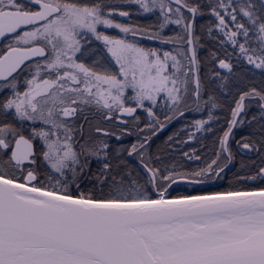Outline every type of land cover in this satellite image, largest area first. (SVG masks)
Masks as SVG:
<instances>
[{
    "label": "snow or ice",
    "instance_id": "obj_1",
    "mask_svg": "<svg viewBox=\"0 0 264 264\" xmlns=\"http://www.w3.org/2000/svg\"><path fill=\"white\" fill-rule=\"evenodd\" d=\"M133 2L144 12L159 9V31L149 39L159 40L162 45L186 42L188 48L173 54L102 36L97 25L134 35L136 30L114 24L107 18L115 14L114 9L107 6L106 17L100 3L0 0V37L13 39L0 55V81L4 82L0 87L11 89L13 95L0 101V108H14L20 119L43 125L33 128L29 138L8 125L0 127V157H6L0 158V264H264V187L171 194L178 183L203 185L222 178L220 174L232 159L227 147L232 126L244 111L246 99L255 100L264 119V92L252 89L240 94L232 108L229 128L220 138V150L204 167L183 171L154 156L150 151L152 136L166 127L154 108H167L165 121L169 122L176 114L183 115L181 105L187 99L188 77L194 73L192 96L200 108L199 41L195 29L196 17L204 15L205 6L196 0ZM207 7L215 17L216 29L233 45L239 34L249 36V28L237 16L247 18L256 29L259 49L257 52L245 44H239V49L249 64L264 69V0L258 9L252 0L240 5L216 0ZM119 15L128 13L120 11ZM229 19L236 30L229 28ZM170 24L180 27L183 34L161 35ZM84 30L105 41L118 72L101 75L76 63L74 57ZM213 31L209 27L210 35ZM181 56L188 62L183 79L178 75L184 67ZM36 57L42 58V63L26 64ZM218 64L231 71L224 60ZM32 67L34 74L25 81L26 90L21 94L17 91V76ZM42 73L47 78H42ZM129 89L131 97L126 95ZM128 99L136 106H126ZM203 103L217 107L211 95ZM93 105L107 110L108 120L117 112L135 120L137 108L147 113L151 122L139 129L138 135L146 131L151 135H144L128 150L129 156L139 158L142 171L133 172L119 154L111 156L104 140L92 142L82 130L77 138L74 121L83 113L82 106ZM120 122L127 123L123 119ZM207 123L195 121L198 127ZM5 133L13 137L14 147ZM103 135L112 133L103 131ZM34 138L42 142L40 157L48 169L47 185L37 183ZM172 139L168 137V141ZM242 146L252 147L249 143ZM222 153L227 156L220 165ZM93 159L100 165L95 171ZM257 177H264V168L247 179ZM85 182L91 184L87 191L82 189Z\"/></svg>",
    "mask_w": 264,
    "mask_h": 264
},
{
    "label": "trees",
    "instance_id": "obj_2",
    "mask_svg": "<svg viewBox=\"0 0 264 264\" xmlns=\"http://www.w3.org/2000/svg\"><path fill=\"white\" fill-rule=\"evenodd\" d=\"M133 0H105L104 6L106 11H109L111 6L114 10L125 11L129 13L130 4ZM199 4L205 6L202 8L204 12L203 16L196 17V29L195 36L198 38V44L196 45L197 58L199 60V78L201 81L202 100L200 108L194 102L192 95L188 92L185 104L181 105V111H187L185 115L175 120L164 132L152 137L151 139V153L161 156V158L169 165L176 164L183 171H191L204 167L207 163H210L212 159L216 158L217 151L220 150V138L224 136V133L229 128V121L232 120V108L235 106V101L239 98L243 92H248L252 89L264 92V69H257L254 65L249 64L247 58L241 54L239 44H245L249 49H256L258 52L259 41L256 35V29H254L250 23L247 22V18L238 14L237 19L240 23H244L249 28V36L246 38L243 34H239L236 37L237 44L233 45L232 42L224 35L223 32L216 29L215 17L210 15V9L208 5H214L216 0H196ZM246 0H231L232 4L240 5L245 3ZM253 3L259 8L261 0H252ZM225 4L229 3V0H224ZM231 11V8H229ZM136 15L140 19L148 17L150 19L156 18L159 13L153 12L151 14H144L140 10V6L136 4ZM159 17V16H158ZM147 18V19H148ZM142 22L151 21L152 29H146L151 34L159 31L160 20H140ZM209 27L214 29L210 35L208 32ZM137 28L145 29L140 26L139 20H137ZM229 28L236 30L235 26L231 24L229 19ZM178 33L182 34V30L176 28H165L161 35L165 37L175 36ZM145 49H157L161 52L168 49L166 47L171 45L160 44H145L140 43ZM185 46V45H184ZM224 60L231 65V71L228 69L219 68L218 61ZM34 71H32V76ZM219 73V75H216ZM42 78L46 77V73L41 74ZM19 77V75L17 76ZM191 85L189 87V90ZM188 90V91H189ZM213 97L214 102L217 104L216 108L211 107V103L204 104L203 101L208 99V96ZM128 107H135V103L126 104ZM140 116L144 121H138L137 129H145L151 121L145 120L147 114L143 108H137ZM156 115L159 117L160 122L167 123L165 121V115L169 114L167 108L162 105H157L154 108ZM211 111L212 118L209 120V112ZM255 117V119H254ZM197 120L208 121L207 124L202 127H198L195 124ZM137 121V120H136ZM24 122V121H23ZM27 124V122H24ZM23 123V124H24ZM3 125L0 124V127ZM9 126V125H8ZM42 124L35 125V128L42 127ZM264 119H261V110L257 106L255 100L245 101V113L239 119L237 127L233 132L228 148L230 149L232 159L230 166L224 170L220 176L221 179L209 181L203 185H176L171 189L172 196L191 194H204V190L207 191H223L226 189L233 190H256L264 187V179L257 177L255 180H249L247 177L255 176L260 168H264ZM30 127V126H29ZM31 128V127H30ZM211 129V131H208ZM31 131L27 134V138L30 137ZM173 137L171 141H168V137ZM5 138L9 141L13 140L10 134L5 133ZM86 139H90L92 142H98L104 140L109 145V154L124 158L127 167L133 172L141 170L139 164V158L134 155L130 158L128 150L131 149L134 143L126 142L127 137H124L121 142H109L107 138L89 134ZM136 139V138H135ZM33 143L36 147L37 164L34 166L38 175V183L48 184V178L46 172L47 167L43 164L40 157L42 150V142L39 138H34ZM249 143L252 147L248 148V152L243 150V144ZM188 153L192 156L189 159L184 155ZM198 156L199 159H195ZM6 159V157H0ZM226 162L224 153L220 156V165ZM100 167L96 159L92 160L93 171ZM18 175V174H17ZM91 187V184L85 182L82 185V189L87 191Z\"/></svg>",
    "mask_w": 264,
    "mask_h": 264
},
{
    "label": "flooded vegetation",
    "instance_id": "obj_3",
    "mask_svg": "<svg viewBox=\"0 0 264 264\" xmlns=\"http://www.w3.org/2000/svg\"><path fill=\"white\" fill-rule=\"evenodd\" d=\"M104 1L105 0H87V2H89V3H92V2L100 3L103 7V11L105 13V16L107 17V13L109 11H106V9H105L106 7L104 6ZM119 12H120V10H114V13H119ZM107 18H110L111 20H115L116 23H122L124 26H128V27L133 28L135 30L137 28L136 3L131 2L130 8H129V13L127 16H119V15L114 14L111 17H107ZM147 18L148 17H145L144 19H139V20H150V18H148V19ZM97 31L102 36H108L110 39L112 36L117 35V33L113 29H110V28L105 29V25H103V24L97 25ZM137 37L148 38L147 36H144L141 34L140 35H138L136 33H135V35L129 34V39H131L130 43L135 41V42H139V44L140 43L150 44L148 42H144L143 40L137 39ZM79 39H80V50L75 53L76 63H82L85 65V67H88L91 70H93L94 72L101 74V75L112 74L114 72H118V66L116 65L114 59L111 58V55H109L108 50L105 47L103 39H97L95 35H93L91 32H88L87 30L83 31V33L79 37ZM12 42H13V39L11 36H8L6 38L0 37V55H3V53L6 51L7 47L9 45H12ZM38 61L42 62V60H36V61H33L31 63H28V64L34 66L35 63ZM32 71H35L34 67H32L31 70H29V71H25V72H22L19 74L20 78H19V82H17V91H19L21 94L26 90L25 81L27 79L32 78ZM191 77H192V75H191ZM22 78H24V80H22ZM3 83L4 82H1L0 85H2ZM12 95H13V93H12L11 89H5L3 87H0V101H4L5 98L11 97ZM126 95L128 97H131L133 95V93L129 89V90H126ZM194 100H195V98H194ZM132 103H135V101L131 100V99H128L126 101V104H132ZM187 111L188 110L182 111V112L187 113ZM106 113H107V110H105V111L104 110L100 111L97 109L96 110H87L85 108L83 113L81 115H79L74 121L75 127L77 129V138H79L80 132L82 130L85 138H87L89 134L90 135L94 134L96 136H101L103 138H107V140L110 143L113 141L119 143V142H121V140L124 137H127L128 140H125L123 143L125 144L126 142H130L132 144V143H134V141H139L140 139H143L144 135H151V133L147 132V131L138 135L139 129H137V124H138L137 122L139 120L144 121L143 117L140 116V113L138 112V110L134 114L137 119L134 120L133 117L123 118V120L126 121L127 123H121L120 122L121 119H119V116H118L119 112L115 113V118H113L112 120H108L106 118ZM244 113H245V110H244L243 114L241 115V117L244 115ZM178 115L179 114H176L175 117L170 122L173 123L175 120H177L176 118ZM145 120L147 122H149V120H150V118L147 116V114L145 115ZM170 122H167L166 125ZM23 123H24L23 120L15 115V109L14 108L8 109V110L0 108V124L3 126L9 125L16 132L23 134L25 136V138H27V134H29L30 131L32 132L33 128H35V125H33L32 128H30L29 125H31V124L29 122H27V124H25V123L23 124ZM157 127H158V125H157ZM97 128H100L103 131H107L109 133H112V135L104 136L103 131H102V133L96 131ZM235 129H234V131H235ZM159 134H157V135H159ZM116 136H120V139H117ZM152 137H155V136H152ZM11 142L14 146V143H15L14 139ZM33 146H34V151L36 153V147H35L34 143H33ZM228 146H229V142H228ZM243 150L248 152V148H243ZM134 155L129 156V157L133 158ZM225 158H226V156H225ZM230 164H231V161L228 162V166L224 170H226L230 166ZM17 174L19 175V172ZM25 175H26V170H25ZM262 178L264 179V177H262ZM37 183H38V181H37Z\"/></svg>",
    "mask_w": 264,
    "mask_h": 264
},
{
    "label": "rangeland",
    "instance_id": "obj_4",
    "mask_svg": "<svg viewBox=\"0 0 264 264\" xmlns=\"http://www.w3.org/2000/svg\"><path fill=\"white\" fill-rule=\"evenodd\" d=\"M140 10L144 13V14H151V13H153V12H158L159 13V9L158 8H156V9H154L153 11H151V12H144L143 11V9L142 8H140ZM159 16V17H158ZM156 18H153V19H150V20H160L161 21V17H160V14L158 15ZM140 18L139 17H137V20H139ZM113 21V23L115 24L116 22H115V20H112ZM118 24H122V23H118ZM139 24H140V26H142V27H144L145 29H142V28H136L135 30H136V34H138V35H144V36H147V37H149V35H151V33L150 32H148L146 29H152V22L151 21H145V22H142V21H140L139 20ZM122 26H124L123 24H122ZM124 27H128V26H124ZM108 28H110V29H113L116 33H117V35L116 36H112L111 37V39H123V40H125V41H127V42H129L130 43V40L131 39H129V34H133V32H128V33H124V32H121L120 31V29L119 28H115V27H107V26H105V29H108ZM128 28H130V27H128ZM167 28H173V29H176V28H178V29H180V30H182L180 27H177L175 24H170V25H168L167 26ZM130 29H133V28H130ZM164 30V29H163ZM183 34V33H182ZM132 43H134V44H136L137 46H139V47H142L143 48V46L142 45H140L139 44V42H135V41H133ZM12 44H13V42H12ZM104 44H105V47L107 48V50H108V45H106V43H105V41H104ZM173 46H170V47H166V48H168V49H166V50H164V51H170V52H173V54H176V50L177 49H180V50H186V47L184 46L185 45V43L184 44H180V43H173L172 44ZM109 53V52H108ZM109 55H111L110 53H109ZM75 58V57H74ZM111 58H112V56H111ZM180 59H181V61H182V65L184 66L183 67V69H182V71L178 74L179 76H180V78L181 79H183L184 78V71L186 70V68H187V60H185L184 58H183V56H181L180 57ZM42 63V62H41ZM43 74V73H42ZM19 78L20 77H17V82H19ZM43 78H46V77H43ZM22 80H24V78H22ZM192 84V77H191V75L188 77V90H189V87H190V85ZM191 95H192V91H191V89L188 91ZM148 102L147 101H145V104H147ZM84 109L86 108L87 110H96V107L93 105V106H82ZM98 110V109H97ZM100 111L101 110H104L105 111V109H99ZM24 122H29L31 125H29L31 128H32V126L33 125H37V124H41L39 121H29V120H23Z\"/></svg>",
    "mask_w": 264,
    "mask_h": 264
},
{
    "label": "water",
    "instance_id": "obj_5",
    "mask_svg": "<svg viewBox=\"0 0 264 264\" xmlns=\"http://www.w3.org/2000/svg\"><path fill=\"white\" fill-rule=\"evenodd\" d=\"M115 15H119V13H115ZM119 16H120V15H119ZM137 39H140V40H143V41H145V42H149V43H158L156 40H154V39H149V38L137 37ZM186 46H187V48H188L187 43H186ZM190 55H191V54L189 53V57H190ZM36 60H42V58H39V57L33 58L31 61H26V64L31 63V62L36 61ZM13 75H15V73H14ZM194 80H195V73L192 74V86H193V89H194V86H195V84H194ZM1 82H3V81H0V83H1ZM247 100H250V99H247ZM243 112H244V111H243ZM243 112L237 117V122H238V120L240 119V117H241V115L243 114ZM183 115H184V113H183ZM183 115H178L177 118H180V117H182ZM118 116H119V119H123V118H129V117H131V116H128V115H123V116H121L120 113L118 114ZM177 118H176V119H177ZM171 123H172V122L168 123V124L166 125V127H164L162 130L158 131L157 134H159V133L163 132L164 130H166V129L170 126ZM236 125H237V123H236L235 125L232 126V131H231V133L229 134V138H228V141H227V146H228L229 139H230V137H231V135H232V133H233V131H234ZM100 133H102V132H100ZM157 134H156V135H157ZM156 135H154V136H156ZM14 146H15V143H14ZM14 146H13V147H14ZM224 154H225V156H227V153H224ZM179 184L190 185V184H186V183H178V184H176V185H179Z\"/></svg>",
    "mask_w": 264,
    "mask_h": 264
}]
</instances>
